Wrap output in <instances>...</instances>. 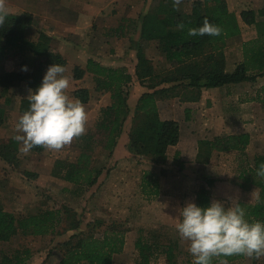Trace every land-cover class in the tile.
Listing matches in <instances>:
<instances>
[{
    "label": "trees",
    "instance_id": "trees-1",
    "mask_svg": "<svg viewBox=\"0 0 264 264\" xmlns=\"http://www.w3.org/2000/svg\"><path fill=\"white\" fill-rule=\"evenodd\" d=\"M264 16V11L253 9L244 10L240 13L242 22L249 27H256L258 36L242 45L243 60L232 73L226 72V57L224 50L229 40L238 37L241 28L238 19L229 11L226 0H195L191 10L179 12L171 2L164 1L153 12H147L141 16L142 31L139 43L138 65L136 74L139 82L145 86L146 82H152L147 88L154 90L143 94L135 108L133 127L130 133V151L140 157L151 158L154 163L163 162L170 147L177 146L180 141V124L174 120H161L158 112V97L167 93L184 89L181 96L182 102H194L200 99L203 89L221 88L226 85H237L245 82L256 83L264 78V29L258 17ZM207 19L210 23L219 26L222 34L218 37L208 35L190 37L188 30L198 28ZM183 24L179 29L177 25ZM33 26V16L30 13L22 15H8L5 23L0 26V63L8 59H25L27 56L42 59L34 61L37 72L23 75L21 73H4L0 75V97L8 94L19 82H26L31 89L37 88L43 78L44 71L52 64L66 66V60L59 53L51 49L49 36L39 33L37 42L27 39V32ZM152 43L156 49L164 55L170 64L171 71L167 77L155 75L151 61L145 55V48ZM25 65V63H23ZM95 76L96 91L110 92L111 106L102 109V117L96 125L100 133L105 136L104 148L112 152L118 144L124 124L130 114L128 103V86L132 82V76L125 68H106L99 63L89 60L86 69L76 66L73 78L80 80L85 73ZM160 79V81H156ZM177 83L174 86L171 84ZM169 85L166 89L157 90L159 85ZM182 89V90H183ZM180 92V91H179ZM264 96V87L261 89ZM176 92L174 97H178ZM90 91L77 89L73 97L78 98L83 104L90 101ZM166 98V97H165ZM20 112L28 109L26 98L20 101ZM188 118V116H187ZM189 119V118H188ZM3 118H0V126ZM88 147H82L77 162L67 165L58 161L54 166V176L59 179L79 186H94L97 184L102 171L92 166V151L96 145L93 135L85 136ZM251 143L249 134L221 135L211 140L198 141L197 162L203 165L210 163L214 153L237 155L246 163L240 167L239 178L244 185H252L260 190L259 200L254 204L240 203L246 211V218L252 221H264V178L257 175V170L264 165V155H255L253 161L248 159L247 150ZM41 153L43 148H33ZM89 151V152H88ZM0 156L7 164L15 167L17 156L11 152L10 146L0 147ZM179 157L177 154L176 159ZM28 176L37 178L36 175L26 173ZM202 185L196 194L195 203L198 206H208L213 201V195L209 187L214 180L204 178ZM143 193L145 195L159 197L161 194L160 184L149 172L144 174ZM70 214V215H69ZM64 215L71 216L70 209H47L38 214L29 216H16L5 210L4 203L0 200V243L9 242L18 235L45 237L54 234L64 224ZM98 221L97 224H101ZM96 224V225H97ZM76 223L72 228L78 229ZM124 234L117 231H107L102 237L88 236L84 234L72 235L68 242L63 244V254L58 264H113L114 257L124 251L126 239ZM139 254V264H151L153 246L145 242L143 238L136 242ZM29 251L26 250V254ZM245 256L220 257L213 264L222 261L234 262ZM168 260L173 261V253L168 252ZM27 261L23 254L16 251L14 256L2 254L0 264H24Z\"/></svg>",
    "mask_w": 264,
    "mask_h": 264
},
{
    "label": "rangeland",
    "instance_id": "rangeland-1",
    "mask_svg": "<svg viewBox=\"0 0 264 264\" xmlns=\"http://www.w3.org/2000/svg\"><path fill=\"white\" fill-rule=\"evenodd\" d=\"M124 1L128 4L132 0ZM164 1L173 4V0H152L150 3L148 2L150 5L145 12H153ZM194 1L181 0L176 8L179 12H188L191 10ZM137 2L139 1L137 0ZM226 2L229 11L237 19H240V13L244 10L264 11V0H226ZM112 3L115 9L120 4V0H115ZM136 6L135 4L132 8ZM258 20L262 22L264 29V16H259ZM132 21L127 23L128 25L124 23L125 25L122 24V26L127 29L124 31L126 33L124 38L135 43L142 28V19L141 17L134 18ZM246 29L247 33L244 34L247 38L258 36L256 27L252 26ZM156 47L157 45L152 43L151 46L145 48V55L151 61L155 75L167 77V73L169 70L171 71L170 64ZM126 58L129 60V67L133 66V59L130 63V59ZM32 59L34 60L32 56H27L25 59L4 60L0 63V75L4 73L34 74L37 72L38 66ZM37 61L41 60L38 58ZM25 66L28 69L27 72L22 71ZM126 71L128 72V70ZM156 81H160V79H156ZM132 82L128 86L129 96ZM151 83L146 82L148 86ZM176 84L173 83L171 86ZM252 84V86L248 85L251 88H246L240 93L248 102L259 103L264 109V96L261 89L258 90V87L264 84V78L258 79L255 84ZM168 86L159 85L157 90L168 89ZM29 89L31 88L26 82H19L8 94L0 97V118H3V124L0 126V147L2 149L3 146H10L15 157L17 154L20 155L21 148V145L13 140L15 125L23 114L18 109L21 106V99L27 98ZM182 89L179 88L175 92L167 91L158 99L172 98L176 92L179 93L178 97H181L185 94L184 89ZM94 93L92 91L93 96ZM67 94L70 97L73 96L72 93L68 92ZM178 97L175 96L174 98ZM102 109L104 108L100 109L95 125L102 117ZM262 113L264 114V110ZM95 125L92 130H89L88 127L86 134H94L96 145H93V147L95 146L94 150L89 148V151H92V166L94 165L102 171L101 184L89 187L79 186L69 182L65 183L62 180L59 182L43 181L38 179L39 177L33 178L26 173H18L14 178L10 177L12 183L9 187L14 186V184L22 185V183L28 185V179L30 182L29 190L18 194L12 192L11 189L0 190V200L4 203L5 210L14 213L16 216L34 215L47 209H70L71 211V216H69L70 214L64 215V224L54 234L45 237L18 235L9 242H1L0 262L2 254L5 253L11 257L15 255L16 251H19L23 254L24 259L27 257L24 264H58L63 254V244L68 242L72 235H94V237L99 238L104 236L107 231H117L124 234L126 245L124 251L114 257L113 264H139L140 258L136 249V242L140 238H143L154 248L151 264H192V257L187 251L188 243L179 238L176 232V224L179 222V209L186 203H195L197 191L202 185H205V177L214 180L213 185L209 187L214 198L213 201L219 200L228 206L233 199L245 204H254L259 200L260 190L252 185H244V182L239 178L240 167L245 166L246 163H243L237 155H218L213 164L203 168L202 173L195 170L191 174H186L179 169L182 162L179 157L175 158L173 150H171L169 161L165 159L163 162L154 163L151 158L136 156V161L113 165L111 163L112 157L103 150L106 138L104 134L96 133ZM261 145L264 147V142ZM262 146L256 145L250 149V155H248L250 161H253L255 155H264L258 152ZM82 147L88 146L87 141L80 137L74 139L70 145L65 146L60 151L45 150L43 154L45 157L47 156L46 159L48 158L47 163L60 159L69 165L64 159L70 162L77 161L80 153L84 151ZM21 155L24 153L21 152ZM23 162L21 158L18 159V162H15V167L19 170ZM2 167L0 166V173H2ZM147 172L152 174L160 184L161 194L159 197H148L143 193V178ZM98 221H102L101 224H97ZM76 223L79 224L78 229L72 228ZM26 250L29 251L28 254H26ZM169 251L173 253L172 263L168 260ZM217 264H221V262ZM227 264H264V257L257 260L245 256L243 259L227 262Z\"/></svg>",
    "mask_w": 264,
    "mask_h": 264
},
{
    "label": "crops",
    "instance_id": "crops-1",
    "mask_svg": "<svg viewBox=\"0 0 264 264\" xmlns=\"http://www.w3.org/2000/svg\"><path fill=\"white\" fill-rule=\"evenodd\" d=\"M114 1L3 0V4L7 9L8 15L32 14L33 26L27 32V39L30 42L36 43L40 32L52 39V51L61 54L66 60L65 75L70 78L71 82L67 93L69 92L73 95L77 89H87V91L91 92L90 101L88 104H84L88 113L86 133L88 132V127L89 130L93 129L100 109L111 106L112 98L110 92H96L95 76L91 73L86 72L82 79L75 80L73 78L74 68L80 66L86 69L89 60H93L106 68H127L126 70L133 78L127 103L130 108V114L112 155L111 152L103 147V150L112 157L111 163L119 165L136 161V155L132 154L129 148L135 108L143 94L154 91L147 88V84L145 86L142 85L136 74L142 28L136 39L137 41L134 43L129 41L130 39L124 38L126 34L124 31H127V29H124L122 24L125 25L133 22L134 18H140L141 14L146 13L145 11L152 0H138L139 2L132 0L129 1V5L124 0H120V4L115 9L112 6ZM135 4L137 6L132 8ZM139 15L141 16L139 17ZM238 23L241 28L240 35L229 40L224 50L226 72L228 73L234 72L237 65L242 62L241 49L243 43L257 37L247 38L244 33H247L246 28L249 26L245 25L241 18L238 19ZM126 57L130 59V63L131 59H133V66L129 67V60ZM33 58V61L38 59L36 57ZM248 85L252 86L253 84L245 82L237 85H226L221 88L203 89L200 99L194 102H182L181 97H163V99H158L156 103L161 120H174L180 124V141L177 146L168 149L166 159L170 160L169 156L171 150H173L175 158L178 154L181 159L180 170L186 174H191L195 170L202 173L203 168L209 167L217 159V156L223 153H214L210 163L207 165L198 163L196 158L199 140H211L225 134L240 135L246 133L251 137V143L247 150L248 155H250V149L253 146H262L261 143L264 142V114L262 110L264 109L261 104L248 102L244 99L240 91L251 88ZM263 87L264 84H261L258 90ZM92 91L95 92L94 96ZM86 133L82 136L83 138L90 135ZM96 133H100V131L96 130ZM91 135L94 136V134ZM44 151L45 149L42 153H38L32 149L29 153L21 155L22 151L20 150V155L17 154V157L24 162L19 170L17 167L7 164L0 157V166H3L2 173H0V190L11 189L12 192L17 194L29 190L30 182H28V179V185L22 183V185L14 184V186L9 187L10 183H12L10 177L14 178L18 173H30L43 181H61L57 176H54V166L58 161L63 160L56 159L52 163H47L48 158L46 159L47 156L45 157V154H43ZM258 152H260L259 154H264V147L262 146V149L258 150ZM64 160L68 164L77 162ZM101 177L102 174L98 179V185L102 183ZM23 178L25 177L23 176ZM195 201L196 199H194Z\"/></svg>",
    "mask_w": 264,
    "mask_h": 264
},
{
    "label": "clouds",
    "instance_id": "clouds-1",
    "mask_svg": "<svg viewBox=\"0 0 264 264\" xmlns=\"http://www.w3.org/2000/svg\"><path fill=\"white\" fill-rule=\"evenodd\" d=\"M180 3L181 0H173L174 7ZM7 16L0 0V26ZM177 27L183 29L184 25ZM187 34L218 37L222 29L205 19L201 27L189 29ZM22 71L27 72V67ZM65 72L64 66L52 64L40 85L29 89L28 109L19 117L13 135L24 154L36 147L60 151L86 133L88 113L78 98L67 94L71 82ZM257 175L264 178V165L257 170ZM176 232L188 243L192 264H213L216 258L238 255L257 260L264 257V221L250 222L245 209L235 199L228 206L219 200L208 206L186 203L179 209ZM221 264H227L226 260Z\"/></svg>",
    "mask_w": 264,
    "mask_h": 264
}]
</instances>
